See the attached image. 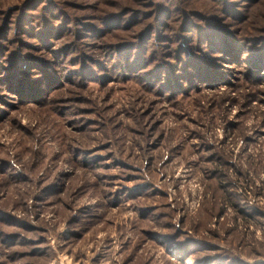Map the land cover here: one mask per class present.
Returning <instances> with one entry per match:
<instances>
[{"label":"rangeland","instance_id":"obj_1","mask_svg":"<svg viewBox=\"0 0 264 264\" xmlns=\"http://www.w3.org/2000/svg\"><path fill=\"white\" fill-rule=\"evenodd\" d=\"M0 264H264V0H0Z\"/></svg>","mask_w":264,"mask_h":264}]
</instances>
